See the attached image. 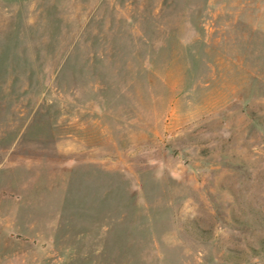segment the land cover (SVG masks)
I'll list each match as a JSON object with an SVG mask.
<instances>
[{"label": "rangeland", "instance_id": "obj_1", "mask_svg": "<svg viewBox=\"0 0 264 264\" xmlns=\"http://www.w3.org/2000/svg\"><path fill=\"white\" fill-rule=\"evenodd\" d=\"M0 264H264V0H0Z\"/></svg>", "mask_w": 264, "mask_h": 264}]
</instances>
